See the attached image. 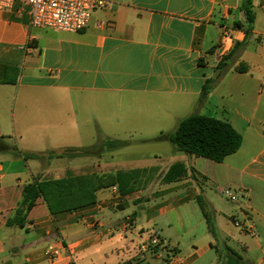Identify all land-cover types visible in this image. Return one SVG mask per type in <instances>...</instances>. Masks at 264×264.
Here are the masks:
<instances>
[{
	"label": "crops",
	"instance_id": "0c3cea01",
	"mask_svg": "<svg viewBox=\"0 0 264 264\" xmlns=\"http://www.w3.org/2000/svg\"><path fill=\"white\" fill-rule=\"evenodd\" d=\"M105 1L78 33L31 27L19 3L0 10V264H264V0H253V37L203 102L206 81L245 40L234 27L244 20L240 0ZM240 63L248 72L234 70ZM94 100L113 136L90 116ZM125 104L140 113L112 120ZM192 114L229 122L242 136L238 152L217 163L154 141ZM150 142L170 147L123 154ZM89 174H119L121 185L54 215L38 198L23 228L9 225L26 185ZM226 187L245 201H228ZM172 213L198 218L202 236L191 227L173 235ZM154 229L164 243L143 252ZM181 237L193 249L187 256Z\"/></svg>",
	"mask_w": 264,
	"mask_h": 264
},
{
	"label": "trees",
	"instance_id": "16d2710c",
	"mask_svg": "<svg viewBox=\"0 0 264 264\" xmlns=\"http://www.w3.org/2000/svg\"><path fill=\"white\" fill-rule=\"evenodd\" d=\"M238 11L244 17V20L235 21L234 27L245 32V40L237 43L233 51L219 63L218 74L206 81L200 97L202 102L206 100L224 70L232 63L233 59L239 57L241 50L248 45L253 37L256 20L253 0H240ZM234 70L239 73H246L249 67L245 63H240ZM154 141H169L177 151L190 157H202L221 163L226 157L238 152L242 145V136L227 121L192 114L182 119L174 132L170 134L162 133ZM127 144L123 141H109L106 146L114 149L124 147ZM68 152L73 153V155H80L87 153V150L70 149ZM23 156L29 159L41 155L23 153ZM120 179L121 175L119 174L105 176L89 174L55 180H36L25 186L22 199L13 219L9 221V225L23 228L27 215L38 198L44 200L52 215L71 212L94 204L97 200V192L100 189L115 184L121 185ZM209 225L211 226V222Z\"/></svg>",
	"mask_w": 264,
	"mask_h": 264
},
{
	"label": "built area",
	"instance_id": "2783aa9c",
	"mask_svg": "<svg viewBox=\"0 0 264 264\" xmlns=\"http://www.w3.org/2000/svg\"><path fill=\"white\" fill-rule=\"evenodd\" d=\"M16 3L27 7L31 27L68 33H78L86 29L93 13L107 6L105 0H0V10L11 9ZM220 193L232 203L238 201L237 195L230 188H221ZM234 223L238 227L242 226L237 220ZM242 227L253 232L250 225ZM163 243L161 232L154 229L140 249L147 252Z\"/></svg>",
	"mask_w": 264,
	"mask_h": 264
},
{
	"label": "rangeland",
	"instance_id": "374dc122",
	"mask_svg": "<svg viewBox=\"0 0 264 264\" xmlns=\"http://www.w3.org/2000/svg\"><path fill=\"white\" fill-rule=\"evenodd\" d=\"M130 107H132V109H129ZM90 116L94 118L95 120V123L96 125L98 124V126L100 127V131H105V132H111V133H108V134H111V136H113V133H112V130L111 129H106L104 127V121L102 120L103 118V107H102V102L100 100H94V103L92 104V107L90 108ZM115 111H113L111 109V115H110V118L113 120V119H119L120 122L123 121L125 118L124 116H129V117H133L134 115H137L139 114V106H137L136 104H133V105H128V104H125L123 109H122V112L119 114V113H114ZM108 115V113H107ZM124 118V119H123ZM98 128L95 129L96 131V134H97V131H99ZM111 130V131H109ZM144 132H148L147 134H145L144 136H149L147 138H151V134L150 131H146L144 130ZM123 139H126V140H138L139 138V135H135L134 137H130L129 135H123ZM131 148L130 149H125V151L123 152L124 155H132V154H135L136 152H140V151H152V149H155V148H166V147H170V144L168 143H161V144H158V143H155V142H150V143H146V144H133L130 146ZM226 188H230L232 189V191H234V193L237 195L238 199L242 202L245 201V197L242 193H240L238 191V189H236L235 187H226ZM158 201L154 202L152 201L151 203H146L144 206L145 208H148L150 206H153L155 205ZM139 213L142 214L143 213V210L140 209L139 210ZM130 214L129 211H125L121 214V216H126ZM173 218L174 219V224H173V229H172V234L173 235H180V236H183L184 235V231H188L191 228H193V232L198 236V238H200L204 232V225L202 223H200L199 219L198 218H192L189 222H183V221H180L178 222L177 221V217H176V213H172L170 215V218ZM166 222V219L162 221L163 224H165ZM180 243H181V250L183 252V255L184 256H187L189 253H191L193 251V249L190 247V240L189 238H183L181 237L180 238ZM150 264H159L160 262L154 258L152 259H148L147 260ZM144 264H147L145 263V261H143Z\"/></svg>",
	"mask_w": 264,
	"mask_h": 264
}]
</instances>
